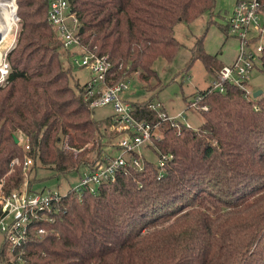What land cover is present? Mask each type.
<instances>
[{
  "label": "trees",
  "instance_id": "16d2710c",
  "mask_svg": "<svg viewBox=\"0 0 264 264\" xmlns=\"http://www.w3.org/2000/svg\"><path fill=\"white\" fill-rule=\"evenodd\" d=\"M215 2L71 0V8L80 44L110 61L108 85L131 73L158 76L155 60L172 59L182 45L176 24L213 14ZM17 3L21 31L0 85V179L8 190L24 179L25 154L33 157L32 168L39 161L64 174L91 167L108 151L105 138L118 134L110 117H94L87 81L71 84L48 0ZM220 27L229 35L228 18ZM203 43L202 34L190 62L202 60L216 76L221 60ZM260 69L264 74V48ZM224 86L196 96L207 105L199 108L197 128L160 124V137L149 146L163 164L144 153L142 169H120L96 193L69 190L38 222L44 231H32L25 242V264H264V90L253 96L235 83ZM150 102H132L134 116L156 121ZM20 132L29 139L28 151L13 139ZM17 156L20 163L9 172ZM0 264H11L5 238Z\"/></svg>",
  "mask_w": 264,
  "mask_h": 264
},
{
  "label": "built area",
  "instance_id": "2783aa9c",
  "mask_svg": "<svg viewBox=\"0 0 264 264\" xmlns=\"http://www.w3.org/2000/svg\"><path fill=\"white\" fill-rule=\"evenodd\" d=\"M14 2V15H16V0ZM261 3V0H237L232 6L233 9L228 17V32L230 36L233 35L239 39V47L232 62L225 63L217 69V74L209 85L211 90L224 91L225 82H230L245 88L248 93L251 92L247 86V80L251 69L256 67L257 61L260 62L261 52L264 48L262 40L264 20L261 18L264 8L261 7ZM47 14L52 29L66 49L75 45L82 48L81 58L76 61L91 71L92 77L87 80L85 95L89 100L90 108L94 109L109 104L113 106V111L109 114L110 128L121 136L114 143L117 146L105 152L103 157L97 159L91 167H87L89 171L80 175L79 182L70 189L76 192L89 190L91 193H96L102 183L114 180L120 169L126 168L128 165L142 169L144 152L140 148L148 147L153 143L154 138L160 137L158 129L161 130L162 122L180 126V123L184 122L179 118L184 116L183 111L170 115L159 101L150 102V107L157 116L156 121L136 118L134 105L123 97L124 92L130 86V78L106 84L110 61L105 55L98 54L93 49L88 50L80 44L79 18L72 11L71 0H48ZM17 17L16 15V19ZM6 35L2 34L0 42ZM14 43H16L15 39L8 48L0 50V69H3L7 75L11 67L7 54L14 47ZM6 81L7 78L2 84ZM189 104L197 109L207 108V105L201 106L195 99ZM185 124L189 125V123ZM16 136L23 149L30 150L29 139L21 132ZM113 149H116L118 153H114ZM33 162V157L25 154L22 163L23 169L30 168ZM18 163H20V158L14 157L10 162L9 171ZM158 163L163 164V159L159 158ZM27 183L26 180L23 187L8 190L3 187V177L0 179V243L5 238L11 264H25L22 253L31 232L44 231L45 228L38 225V222L45 218L48 219L47 214L51 210H55L62 197L69 192L68 190L62 193L58 189L52 188L38 191Z\"/></svg>",
  "mask_w": 264,
  "mask_h": 264
},
{
  "label": "rangeland",
  "instance_id": "374dc122",
  "mask_svg": "<svg viewBox=\"0 0 264 264\" xmlns=\"http://www.w3.org/2000/svg\"><path fill=\"white\" fill-rule=\"evenodd\" d=\"M234 1L236 0H216L213 14L205 12L192 21L176 24L175 35L182 42L181 47L177 49L172 59L167 60L159 57L155 60L153 67L156 69L158 76L154 75L147 80L131 73L130 86L124 92L123 97L129 102L151 101L155 103L159 101L170 115L183 111L184 116L179 118L185 123H189L191 127L197 128L203 122V117L199 109L189 104L188 99H195L200 91L207 88L211 84L214 74L205 67L202 60L196 59L190 62L192 47L200 35L203 34L205 50L216 54L218 59L222 61L219 62L216 71L221 64L231 62L230 60L234 53L238 50L239 39L233 35H226L220 24H224L225 20L230 16L231 6ZM16 4L17 15V0ZM17 16L16 22L12 24L8 34L1 41L0 50L8 48L14 39L15 42L18 41L21 31V20L19 15ZM261 18L264 20V9L262 10ZM3 20L6 19L3 17ZM262 40L264 42V37ZM81 52L82 48L78 45L63 49L62 60H64L66 67H70L69 76L73 85L77 82L82 84L92 77L89 68L81 66L76 61V59L79 60L81 58ZM247 86L252 93L254 90H264V74L260 69L259 61H257V66L251 69ZM112 111L113 106L111 104L98 106L94 108L93 115L96 119L104 121ZM158 134H161L160 129H158ZM120 138L119 134L111 139L105 138V150L110 151L111 143L117 142ZM140 150L153 163L157 164L159 162L158 155L149 146H142ZM112 151L118 153L116 149ZM43 166L38 161L37 166L33 168L31 166L26 170L23 169L24 179L17 187H23L27 180V184L29 186L32 185L34 190L52 188L65 193L76 186L80 180V175L89 171L87 165H81L79 170L57 174L53 169Z\"/></svg>",
  "mask_w": 264,
  "mask_h": 264
},
{
  "label": "bare ground",
  "instance_id": "6f19581e",
  "mask_svg": "<svg viewBox=\"0 0 264 264\" xmlns=\"http://www.w3.org/2000/svg\"><path fill=\"white\" fill-rule=\"evenodd\" d=\"M14 4V0H0V32H2L3 35L8 34V30L16 20V15H14ZM3 17L6 20H3Z\"/></svg>",
  "mask_w": 264,
  "mask_h": 264
},
{
  "label": "water",
  "instance_id": "95a60500",
  "mask_svg": "<svg viewBox=\"0 0 264 264\" xmlns=\"http://www.w3.org/2000/svg\"><path fill=\"white\" fill-rule=\"evenodd\" d=\"M2 37V33L0 32V39ZM263 92L262 89H258V90H254L253 91V96H258L259 94H261ZM13 139L15 140V142H18V137L16 135L13 136Z\"/></svg>",
  "mask_w": 264,
  "mask_h": 264
},
{
  "label": "clouds",
  "instance_id": "9594fccd",
  "mask_svg": "<svg viewBox=\"0 0 264 264\" xmlns=\"http://www.w3.org/2000/svg\"><path fill=\"white\" fill-rule=\"evenodd\" d=\"M6 75L7 73L3 69H0V84L4 82Z\"/></svg>",
  "mask_w": 264,
  "mask_h": 264
},
{
  "label": "crops",
  "instance_id": "0c3cea01",
  "mask_svg": "<svg viewBox=\"0 0 264 264\" xmlns=\"http://www.w3.org/2000/svg\"><path fill=\"white\" fill-rule=\"evenodd\" d=\"M236 1H237V0H236ZM236 1H234V3H235ZM234 3H232V6L234 5ZM232 6H231V8H232ZM232 9H233V8H232ZM236 52H237V51H236ZM236 52L234 53V56L232 57V59L235 57ZM232 59H231L230 61H232Z\"/></svg>",
  "mask_w": 264,
  "mask_h": 264
}]
</instances>
